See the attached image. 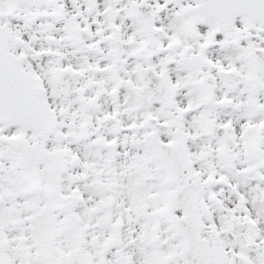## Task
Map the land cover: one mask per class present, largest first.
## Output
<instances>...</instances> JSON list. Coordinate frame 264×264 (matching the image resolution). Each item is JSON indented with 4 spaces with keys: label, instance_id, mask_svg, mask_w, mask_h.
<instances>
[{
    "label": "snow or ice",
    "instance_id": "snow-or-ice-1",
    "mask_svg": "<svg viewBox=\"0 0 264 264\" xmlns=\"http://www.w3.org/2000/svg\"><path fill=\"white\" fill-rule=\"evenodd\" d=\"M0 264H264V0H0Z\"/></svg>",
    "mask_w": 264,
    "mask_h": 264
}]
</instances>
